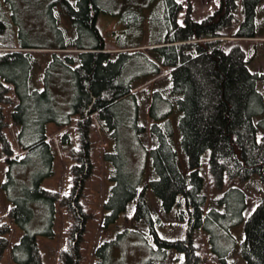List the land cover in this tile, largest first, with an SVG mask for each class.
Wrapping results in <instances>:
<instances>
[{
    "label": "trees",
    "instance_id": "1",
    "mask_svg": "<svg viewBox=\"0 0 264 264\" xmlns=\"http://www.w3.org/2000/svg\"><path fill=\"white\" fill-rule=\"evenodd\" d=\"M263 3L222 0L216 14L202 22L193 20L189 6L180 24L184 5L178 0H161L163 18L158 22L166 36L146 45L123 44L113 53L106 50L101 15H120L126 28H139L148 20L141 8L129 6L114 13L102 0H47L50 31L45 24V33L39 28L32 33L14 0H0V145L8 162V181L2 192L6 195L12 183L24 184L22 194L8 200L15 205L7 217L25 230L21 242L12 247L11 225L0 220V264L11 247L16 264H44L37 234L30 227L35 210L47 208L46 233L52 236L58 206L66 207L73 217L66 248L58 259L60 264H81L91 216L81 198L94 167V115L107 135L125 130L133 146L142 147L146 158L150 156V172L145 177L146 165H134L131 150L104 155L115 172L112 195L104 204L113 214L105 217L104 231L123 218L121 222L129 227L123 228V236L135 234L145 241L151 251L149 264H168L173 253L182 257L175 264H206L202 234H209L214 243L222 221L227 230L240 225L248 207L242 187L254 176L264 183V136L260 137L264 134V94L259 90L264 75L251 71L243 48L244 42L259 38L256 15ZM43 35L50 42L41 43ZM144 47L151 55L141 50ZM42 57L44 71L35 76ZM136 67L142 72L130 74ZM164 70H168L167 89L137 87L138 81L145 85ZM138 94L151 122L148 126L141 120ZM121 107L130 110L127 120ZM49 124L62 131L64 141H70L67 130L73 128L79 143L73 151L75 180L69 194L42 186L53 175ZM11 127L17 130V149L6 132ZM144 135L153 138L152 149L145 146ZM205 166L213 192L224 193L213 206L205 192ZM149 191L164 213L175 212L181 222L188 219L186 239L160 235L163 222L148 202ZM258 203L245 224L241 246L247 264H264V198ZM130 206L133 209L128 212ZM116 243L112 239L101 244L95 252L96 264H115ZM209 249L220 253L215 245ZM221 255L223 262L231 256L229 250Z\"/></svg>",
    "mask_w": 264,
    "mask_h": 264
},
{
    "label": "rangeland",
    "instance_id": "2",
    "mask_svg": "<svg viewBox=\"0 0 264 264\" xmlns=\"http://www.w3.org/2000/svg\"><path fill=\"white\" fill-rule=\"evenodd\" d=\"M184 5V11L180 15V24H183V20L188 13L187 9L190 6L192 9L193 20L196 22H202L210 16L216 14L221 8L222 0H178ZM15 5L24 13V21L29 26V30L33 33L39 28L41 33H45L46 30L50 31L49 17L47 15V0H14ZM102 4L105 8L118 13L120 9L135 6V8H141L143 15L147 17L146 24L139 28H126L125 24L121 20L120 15L105 14L101 15V33L107 39L108 45L107 51L116 53V48H120L123 44L133 45H146L150 40L157 38H163L166 36V30L162 29L161 22H158L163 18V10L161 0H102ZM21 7V8H20ZM264 3L260 7L256 15V22L258 25V39L251 42H244L243 48L250 60V69L252 72L264 75V11L262 8ZM155 17V20L151 18ZM46 24V30H45ZM234 40V39H231ZM41 43L50 42L45 36L39 40ZM51 42H54L52 39ZM141 50L151 55V51L148 47H144ZM41 55V53H37ZM44 58H40L39 67L35 71V76H39L44 71ZM142 70L139 67L130 70V74L137 75ZM168 70H164L163 74L147 84H141L139 81L136 83L138 88H168ZM259 90L264 94V82L259 83ZM140 102H142V96L139 95ZM121 115L124 120L130 116V110L125 107H121ZM141 120L144 125H150L149 119H146V107L142 102ZM94 120V129L92 131V161L93 172L90 178L85 182L84 194L81 198V203L84 206L85 211L90 214L88 223V231L85 234V240L82 243L81 264H96L97 257L95 255L96 250L106 241L116 239L117 243L114 246L115 264H149L151 258L150 248L145 241L135 234L130 236H123L124 229L129 227L124 225L122 219L117 224L110 226L108 231H104V219L107 216L113 214L112 210H108L104 207V204L109 200L112 195V189L115 181L111 180L114 176V167L112 162L104 160L106 153H116L118 150H131L133 154L131 157L132 163L136 165L140 162L142 165H146L143 170V175L146 177L150 172V156L146 158L145 151L142 147L133 146L129 141V134L125 130H120L118 135L111 137L103 130L101 123L96 115L92 117ZM7 120H11V114H7ZM76 121L74 122V124ZM14 146L17 149L16 133L17 130L14 127L8 129ZM47 132L51 139V146L54 155L53 163V175L43 182V188L60 192L62 194H69L71 187L74 186L75 176L72 172V168L76 165V160L73 156V151L79 148L78 140L74 134L73 128H69L67 132L70 135V141H64L62 131L58 130L55 124H49L47 126ZM114 132H112L113 134ZM264 134L260 133V137ZM14 138V139H13ZM145 146L148 149H152L155 146L153 138L144 135ZM108 151V152H107ZM208 156L206 155V158ZM180 158L182 154L180 152ZM141 165V166H142ZM140 166V167H141ZM137 171V169H135ZM8 162L2 152L0 145V220L5 219L12 228V232L9 235L11 246L19 244L25 234L23 230L16 222L9 220L7 217L8 210L15 202L11 201L10 197L14 194L21 195V188H24L22 182L12 183L6 189V195L2 192V186L7 180ZM202 173L205 180V192L208 199L211 201V206L214 205V200H219L224 196V193L213 192L211 178L208 173V168L205 166L202 169ZM151 175L148 176V179ZM230 186H236L237 183H230ZM246 191V197L248 200V207L244 214V221L240 225L232 226L228 230L225 228V223L222 221V227L220 230L215 231L214 243L211 242L209 234H202L200 246L203 248V253L208 257L206 264H247L241 255V246L245 239V224L254 210L258 206V199L264 198V183L259 176H254L245 186L242 187ZM148 202L153 210V213L161 218L163 227H160L159 232L164 238L167 239H186L187 235V220L181 222L175 212L164 213L161 209L159 201L155 198L153 192L149 191L147 194ZM7 199V202L5 201ZM133 209V206L129 207V211ZM35 210V209H34ZM57 213L53 220L52 231L53 235L48 236L49 218L47 215V208L35 210V218L31 224V231L37 234V242L43 253L44 264H60L58 259L61 250L66 248L67 243V228L71 226L73 217L68 212L66 207L58 206ZM128 214V213H127ZM189 218V217H187ZM125 227V228H124ZM213 227V226H212ZM124 228V229H123ZM143 229V226H140ZM223 233V235H222ZM211 245L219 250L220 253H216L209 249ZM11 247V249H12ZM8 250L1 259V264H16L12 258V251ZM230 252L229 258L225 257L226 262H223L221 253L224 255L226 251ZM215 255L216 257H214ZM182 257L173 253L168 264H175L177 260ZM153 264V263H152Z\"/></svg>",
    "mask_w": 264,
    "mask_h": 264
},
{
    "label": "water",
    "instance_id": "3",
    "mask_svg": "<svg viewBox=\"0 0 264 264\" xmlns=\"http://www.w3.org/2000/svg\"><path fill=\"white\" fill-rule=\"evenodd\" d=\"M90 111H91V108L87 110L86 116L89 114Z\"/></svg>",
    "mask_w": 264,
    "mask_h": 264
}]
</instances>
